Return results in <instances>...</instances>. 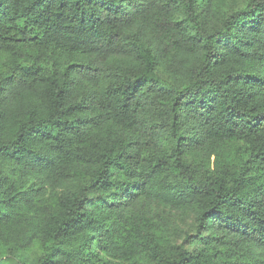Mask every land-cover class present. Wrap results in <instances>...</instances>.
<instances>
[{"label":"trees","instance_id":"1","mask_svg":"<svg viewBox=\"0 0 264 264\" xmlns=\"http://www.w3.org/2000/svg\"><path fill=\"white\" fill-rule=\"evenodd\" d=\"M0 264H264V0H0Z\"/></svg>","mask_w":264,"mask_h":264},{"label":"rangeland","instance_id":"2","mask_svg":"<svg viewBox=\"0 0 264 264\" xmlns=\"http://www.w3.org/2000/svg\"><path fill=\"white\" fill-rule=\"evenodd\" d=\"M239 1V0H238Z\"/></svg>","mask_w":264,"mask_h":264}]
</instances>
